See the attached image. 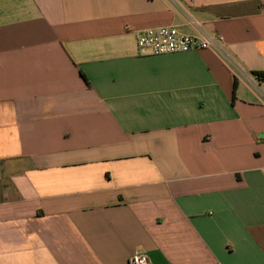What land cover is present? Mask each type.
I'll return each instance as SVG.
<instances>
[{
    "label": "crops",
    "instance_id": "crops-1",
    "mask_svg": "<svg viewBox=\"0 0 264 264\" xmlns=\"http://www.w3.org/2000/svg\"><path fill=\"white\" fill-rule=\"evenodd\" d=\"M138 251L264 264V0H0V264Z\"/></svg>",
    "mask_w": 264,
    "mask_h": 264
},
{
    "label": "built area",
    "instance_id": "built-area-1",
    "mask_svg": "<svg viewBox=\"0 0 264 264\" xmlns=\"http://www.w3.org/2000/svg\"><path fill=\"white\" fill-rule=\"evenodd\" d=\"M189 23L199 28V24L189 19ZM221 38H211L206 35L193 37L182 33L176 27L147 29L140 31L136 36L139 49L148 50L152 55L186 53L192 50L218 48L217 41ZM129 264H152L145 252L138 251L132 254Z\"/></svg>",
    "mask_w": 264,
    "mask_h": 264
}]
</instances>
